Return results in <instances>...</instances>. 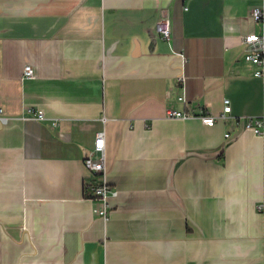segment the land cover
<instances>
[{"label": "crops", "instance_id": "crops-1", "mask_svg": "<svg viewBox=\"0 0 264 264\" xmlns=\"http://www.w3.org/2000/svg\"><path fill=\"white\" fill-rule=\"evenodd\" d=\"M263 22L264 0H0V264H264V130L245 126L264 78L241 46ZM102 130L106 218L85 161Z\"/></svg>", "mask_w": 264, "mask_h": 264}, {"label": "built area", "instance_id": "built-area-1", "mask_svg": "<svg viewBox=\"0 0 264 264\" xmlns=\"http://www.w3.org/2000/svg\"><path fill=\"white\" fill-rule=\"evenodd\" d=\"M253 18L255 21H261L263 18V11L257 7L253 10ZM157 31L163 39H170L172 34L171 19L167 15H163L157 23ZM242 50L244 57L247 61L253 63L256 66L254 74L257 77L264 78V22L262 30L260 32H250L243 36ZM24 75L27 78L35 76L34 68L31 65H26L24 68ZM183 102H187L185 96L180 97ZM29 111L34 115V118L43 119L44 112L42 110L35 111L33 108H29ZM232 112L231 100L225 98L223 102V108L218 114L206 113L200 114L203 122L207 125H214L218 119H225ZM4 113L2 107H0V115ZM166 115L168 117H189L194 116V112H183L176 109H167ZM3 121L8 119L7 116H0ZM246 128L252 129L256 133H261L264 130V116L263 117H247ZM229 135V133L227 134ZM105 131H99L95 140V147L92 153L86 157V165L90 170L95 171L102 175L103 178L95 184L93 188V197L98 200L97 213L106 218L111 211L110 197L115 195V191L111 189V186L106 179V149H105Z\"/></svg>", "mask_w": 264, "mask_h": 264}]
</instances>
